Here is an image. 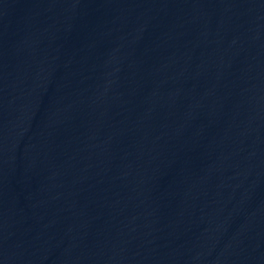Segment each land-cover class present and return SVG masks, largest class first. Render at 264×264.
<instances>
[{
	"label": "water",
	"instance_id": "water-1",
	"mask_svg": "<svg viewBox=\"0 0 264 264\" xmlns=\"http://www.w3.org/2000/svg\"><path fill=\"white\" fill-rule=\"evenodd\" d=\"M0 264H264V0H150L0 154Z\"/></svg>",
	"mask_w": 264,
	"mask_h": 264
}]
</instances>
